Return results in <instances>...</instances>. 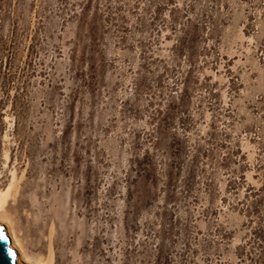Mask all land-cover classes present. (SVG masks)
Returning <instances> with one entry per match:
<instances>
[{"label": "rangeland", "instance_id": "374dc122", "mask_svg": "<svg viewBox=\"0 0 264 264\" xmlns=\"http://www.w3.org/2000/svg\"><path fill=\"white\" fill-rule=\"evenodd\" d=\"M146 151L174 198L162 178L135 211L125 178ZM12 172L33 259L150 264L162 239L173 264H264V0H0V183Z\"/></svg>", "mask_w": 264, "mask_h": 264}, {"label": "trees", "instance_id": "16d2710c", "mask_svg": "<svg viewBox=\"0 0 264 264\" xmlns=\"http://www.w3.org/2000/svg\"><path fill=\"white\" fill-rule=\"evenodd\" d=\"M91 1H89L87 4H85L80 12L77 14L78 19H79V29L83 32L84 27L88 29L85 33H80V39L83 40L84 38L89 39L91 42H96L97 38V29H98V22L97 19L99 18L98 16H95L94 18L89 19V4ZM114 14V13H113ZM111 16V15H110ZM97 18V19H96ZM83 35V36H82ZM82 38V39H81ZM179 43V41H178ZM87 53L82 55L81 62L86 61ZM88 71L90 72V79L83 80L85 83H89L88 87H92L90 89L92 92L95 89L96 84L98 83L101 73L104 70V65L101 63H98L95 57V52L91 51V57L88 60ZM94 93V92H93ZM174 108L169 107L167 112H164L163 110H158L157 111V116L156 117L159 122L158 125L155 126V133H163V131L166 129V127H169L168 123L173 119V113H174ZM164 114V115H163ZM163 115V117H162ZM155 120V119H154ZM78 129V125L76 126ZM72 129V124H69L68 127L63 131L61 134L62 138L65 139L67 138V134ZM151 136H153L151 134ZM159 144V143H158ZM142 156H135V158L131 159V164L129 167V171L126 175L125 182L128 185V194L130 196L131 200H134V203L131 204V207L133 209H136L137 211L139 209L138 204H143V203H149L152 201V198L155 197V193L153 191V188L158 184L159 180L161 181L162 178H164V185L162 186L163 193L166 194L168 197L167 199L171 200L174 198V196L171 195V187H173V182L176 181V174L174 173L173 169H166V170H158L156 167L155 162L153 161V157L149 155V153L146 151ZM175 156L174 159H178L179 153L173 154ZM92 169L89 172V177H91ZM111 190L109 192H115L114 188L111 186ZM162 191V190H161ZM169 192V194H168ZM168 201V200H167ZM133 224L135 222H132ZM137 223V222H136ZM135 223V224H136ZM139 223V222H138ZM132 224V225H133ZM128 228L134 229V226L127 225ZM146 227L150 228V225H147ZM172 229H170L171 231ZM160 234L156 238H158ZM149 238L146 237L145 240L142 243H135L134 248L129 247V250L131 249V252H136L139 253L140 250L137 249L139 246L142 247L144 244L147 242ZM146 248V247H144ZM156 251L157 254L155 256V260L151 262L150 264H173V256L171 253L170 248L167 247L165 244V240H160V242L157 243L156 245Z\"/></svg>", "mask_w": 264, "mask_h": 264}, {"label": "bare ground", "instance_id": "6f19581e", "mask_svg": "<svg viewBox=\"0 0 264 264\" xmlns=\"http://www.w3.org/2000/svg\"><path fill=\"white\" fill-rule=\"evenodd\" d=\"M5 156L9 159V153L5 152ZM17 177L15 172H12V178L8 184L5 185L4 181L0 183V223L4 222L8 226L6 234L10 238V247L16 252V264H23L26 262H32L33 264H51V258L44 261L42 258L33 259L30 253L22 250V244L19 241L17 235L14 232L12 222L9 218V207L14 205L13 201L16 199L17 194ZM1 226V225H0ZM4 229L5 227L2 226ZM6 231V229H5Z\"/></svg>", "mask_w": 264, "mask_h": 264}, {"label": "water", "instance_id": "95a60500", "mask_svg": "<svg viewBox=\"0 0 264 264\" xmlns=\"http://www.w3.org/2000/svg\"><path fill=\"white\" fill-rule=\"evenodd\" d=\"M10 239L0 226V264H16V252L10 247Z\"/></svg>", "mask_w": 264, "mask_h": 264}]
</instances>
